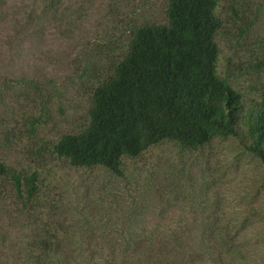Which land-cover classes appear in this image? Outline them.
I'll return each mask as SVG.
<instances>
[{
    "label": "rangeland",
    "instance_id": "rangeland-1",
    "mask_svg": "<svg viewBox=\"0 0 264 264\" xmlns=\"http://www.w3.org/2000/svg\"><path fill=\"white\" fill-rule=\"evenodd\" d=\"M45 1L10 0L0 25V161L41 173L59 219L80 245L96 240L101 264L143 232L189 234L184 244L205 250L203 264H264V168L235 139L197 151L163 143L125 159L123 177L73 168L53 153L63 136L88 126L92 91L127 52L131 32L167 24L168 0ZM219 1V75L254 98L264 75L247 64L264 60V0Z\"/></svg>",
    "mask_w": 264,
    "mask_h": 264
},
{
    "label": "trees",
    "instance_id": "trees-1",
    "mask_svg": "<svg viewBox=\"0 0 264 264\" xmlns=\"http://www.w3.org/2000/svg\"><path fill=\"white\" fill-rule=\"evenodd\" d=\"M45 2L53 8L57 0ZM219 4L168 0L167 24L134 29L125 55L92 91L88 126L54 144L57 159L123 177L125 159L163 143L197 151L215 139L232 138L264 168V86L246 99L219 75ZM9 5L0 0V25L10 18ZM28 20L36 22L31 15ZM247 65L264 75V60ZM57 209L56 201L46 198L41 173L26 174L0 161L1 264H101L96 240L87 237L80 245L81 236L68 231ZM191 237L143 232L124 248L111 249L112 259L103 264H203L205 250L184 244ZM217 237L211 231L207 239L215 244Z\"/></svg>",
    "mask_w": 264,
    "mask_h": 264
}]
</instances>
